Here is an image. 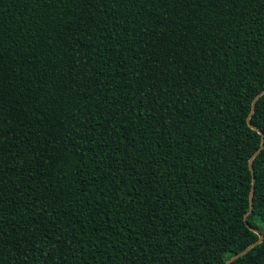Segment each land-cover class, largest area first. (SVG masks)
<instances>
[{
    "label": "trees",
    "instance_id": "obj_1",
    "mask_svg": "<svg viewBox=\"0 0 264 264\" xmlns=\"http://www.w3.org/2000/svg\"><path fill=\"white\" fill-rule=\"evenodd\" d=\"M263 91L264 0H0V264H224L252 172L264 264Z\"/></svg>",
    "mask_w": 264,
    "mask_h": 264
},
{
    "label": "water",
    "instance_id": "obj_2",
    "mask_svg": "<svg viewBox=\"0 0 264 264\" xmlns=\"http://www.w3.org/2000/svg\"><path fill=\"white\" fill-rule=\"evenodd\" d=\"M263 93H264V91H263L261 94H263ZM258 96H259V95H258ZM258 96H257V97H258ZM257 97H256V98H257ZM256 98L254 99V101H253V103H252V111H253V109H254V103H255ZM249 119H250V115H249L248 118H247V123H248V125H251ZM262 146H263V139H262V141H261V145H260V147L258 148L257 152L254 154V156H255L256 154L259 153V151L262 149ZM254 156H253V157H254ZM253 157H252V158H253ZM252 158H251L250 161H249V167H250V168H251V160H252ZM253 189H254V174H253V172H252V185H251L250 194H249V210L244 214V222H245V224H246V226H247L248 228H250L251 230H253L254 232H256V233L259 235V236H258V239H257L254 243H252L251 245H249L244 251H242V252H240V253L234 255V256L231 257L230 259H228L224 264H230L233 260H235L236 258H239V257H241L242 255L246 254L251 248H253L254 246L258 245V244L261 243V241L263 240V235L260 234L259 232H257V231H256L255 229H253L252 227H250V226L248 225L247 221H246V219H247V215H248V214L252 211V209H253V200H252Z\"/></svg>",
    "mask_w": 264,
    "mask_h": 264
}]
</instances>
